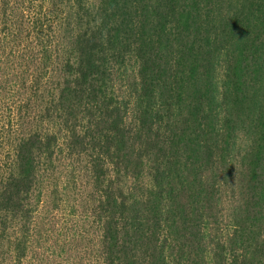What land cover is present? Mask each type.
Segmentation results:
<instances>
[{"label":"trees","instance_id":"trees-1","mask_svg":"<svg viewBox=\"0 0 264 264\" xmlns=\"http://www.w3.org/2000/svg\"><path fill=\"white\" fill-rule=\"evenodd\" d=\"M0 264H264V0H0Z\"/></svg>","mask_w":264,"mask_h":264}]
</instances>
